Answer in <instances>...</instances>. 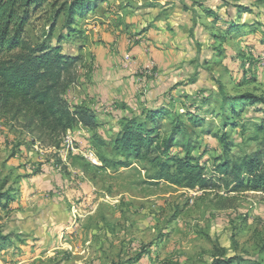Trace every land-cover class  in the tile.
I'll return each instance as SVG.
<instances>
[{"label":"rangeland","instance_id":"374dc122","mask_svg":"<svg viewBox=\"0 0 264 264\" xmlns=\"http://www.w3.org/2000/svg\"><path fill=\"white\" fill-rule=\"evenodd\" d=\"M73 1H45L27 36L81 58L64 98L99 125L53 136L0 113V264H264L262 193L182 188L154 182L147 162L100 160H125V122L155 107L172 110L162 137L181 118L178 140L210 178L217 159L256 152L264 104L243 97L264 98V0H93L69 25ZM52 3L67 5L56 20ZM108 48L111 68L99 63Z\"/></svg>","mask_w":264,"mask_h":264},{"label":"trees","instance_id":"16d2710c","mask_svg":"<svg viewBox=\"0 0 264 264\" xmlns=\"http://www.w3.org/2000/svg\"><path fill=\"white\" fill-rule=\"evenodd\" d=\"M50 0H0V113L23 117L28 127L49 131L60 136L76 125L94 129L99 125L96 114L84 105L71 107L64 93L76 79L79 56L64 53L60 45H52L51 37L33 42L27 36L34 10ZM93 0H74L68 7L67 24L82 14ZM53 4V19L67 10V5ZM245 10V8H244ZM239 29L232 23L228 31ZM51 35V32L50 34ZM263 103L264 98L246 94L243 101ZM189 120L198 125L202 120L192 111ZM172 110L155 107L144 112L139 120L128 118L121 134L114 142V150L125 160H109L103 156L104 166H129L132 160L147 162L153 168L154 182L166 181L188 189L206 190L224 186L229 191H253L264 195V123L257 125L263 133L256 152L243 156H225L214 164L215 179L207 176L206 166L192 155L190 144L178 140L181 118L172 121L170 132L162 137L166 120ZM176 122V123H175ZM181 144L178 153L173 148ZM0 239H6L0 232ZM213 264H262L241 257L217 259Z\"/></svg>","mask_w":264,"mask_h":264},{"label":"crops","instance_id":"0c3cea01","mask_svg":"<svg viewBox=\"0 0 264 264\" xmlns=\"http://www.w3.org/2000/svg\"><path fill=\"white\" fill-rule=\"evenodd\" d=\"M105 52H103V54L101 55V61H99V63L102 65L106 63V67L105 68H111L113 67L112 65H114L115 61H118V59L116 58L115 56V53L114 52H111L110 49H105L104 50ZM104 70V69H103ZM108 70V69H107ZM107 70L104 72L105 74H107ZM110 71V70H109ZM95 80H98V81H102V77H96L94 78ZM104 79H106V77H104ZM96 92V91H95ZM100 94H103V93H100ZM102 95H99V97H101ZM109 99V97H106ZM106 98H102V101L105 100Z\"/></svg>","mask_w":264,"mask_h":264},{"label":"built area","instance_id":"2783aa9c","mask_svg":"<svg viewBox=\"0 0 264 264\" xmlns=\"http://www.w3.org/2000/svg\"><path fill=\"white\" fill-rule=\"evenodd\" d=\"M91 157H93V153L91 154ZM94 158V157H93Z\"/></svg>","mask_w":264,"mask_h":264}]
</instances>
